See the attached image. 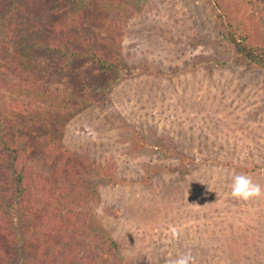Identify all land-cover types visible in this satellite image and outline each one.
Returning a JSON list of instances; mask_svg holds the SVG:
<instances>
[{"label": "rangeland", "instance_id": "1", "mask_svg": "<svg viewBox=\"0 0 264 264\" xmlns=\"http://www.w3.org/2000/svg\"><path fill=\"white\" fill-rule=\"evenodd\" d=\"M261 3L0 0L11 264H172L189 250L195 264H264V195H230L234 175L264 188V71L236 59L218 19L264 49ZM92 51L121 63L84 76ZM4 146L25 184L41 182L13 219Z\"/></svg>", "mask_w": 264, "mask_h": 264}, {"label": "trees", "instance_id": "2", "mask_svg": "<svg viewBox=\"0 0 264 264\" xmlns=\"http://www.w3.org/2000/svg\"><path fill=\"white\" fill-rule=\"evenodd\" d=\"M261 5L264 6V3H261ZM218 19L221 23V28L223 30L224 38L227 40L228 44L230 45L233 54H235L236 59H244L248 63H252L259 69H262L264 71V49H258L254 48L250 44L246 42V39L242 36H237L234 31L232 24L229 22L228 19L222 14L218 15ZM88 61L84 62V66L81 70V73L85 76L86 73L88 74L90 68L96 67V70L98 72H109L112 68L116 69L118 65H120L121 62L119 60H111V59H106L104 56L100 53H97L95 51H92L90 56L88 57ZM110 84V83H109ZM108 84V85H109ZM90 89V88H87ZM4 137V138H3ZM8 139L9 136L8 134L6 135V132L1 131L0 132V142L4 143V145H8ZM8 146H4L6 149ZM13 153L12 156V163H11V176H13V182H12V187L15 192V196L12 198L11 203H6L4 205V210L3 216L4 217H11L13 219L12 213L13 209H22L23 205L27 204L25 203L26 200L31 197L33 200L37 199V194L40 192V186L41 182L37 181V183L31 182V183H26V178H25V171L27 169L26 165L20 166L19 169L14 168L15 160L18 157V150H13L9 149ZM45 195H48L47 193H44ZM33 204V203H32ZM47 222L51 225H57L52 222L51 216ZM53 218V217H52ZM10 226L8 223L1 222L0 223V231L2 234L7 235V245H9V251L7 252L5 247H2L0 245V259H1V264H11L12 260V251L13 248L11 245L14 243V237L12 234L8 235L7 230L9 231ZM12 235V236H11ZM100 235L102 240L104 241V245L109 248V253L112 254V257L114 260H117L119 258V252H118V244L114 241V239L110 236L109 233L106 231L101 230ZM15 264V262H14ZM79 264H94L91 260L83 259L79 262Z\"/></svg>", "mask_w": 264, "mask_h": 264}, {"label": "clouds", "instance_id": "3", "mask_svg": "<svg viewBox=\"0 0 264 264\" xmlns=\"http://www.w3.org/2000/svg\"><path fill=\"white\" fill-rule=\"evenodd\" d=\"M230 188L231 197L237 200L247 201L264 195V188L254 183L251 177L246 174L234 175ZM171 232L174 238L178 236L177 229L171 228ZM172 264H195V257L189 250L179 255Z\"/></svg>", "mask_w": 264, "mask_h": 264}]
</instances>
